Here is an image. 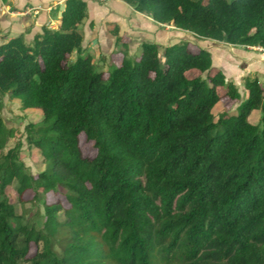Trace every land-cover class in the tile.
Wrapping results in <instances>:
<instances>
[{
	"label": "trees",
	"instance_id": "trees-1",
	"mask_svg": "<svg viewBox=\"0 0 264 264\" xmlns=\"http://www.w3.org/2000/svg\"><path fill=\"white\" fill-rule=\"evenodd\" d=\"M122 1L199 39L264 49V0ZM87 17L85 0H67L58 29L0 44V108L8 94L42 111L26 139L45 164L33 174L21 141L6 149L16 133L0 110V264H264L259 78L246 76L237 112L217 119L219 87L242 95L222 70L188 76L213 69L208 49L146 41L105 78L84 46ZM12 186L21 203L28 191L43 203L40 222L23 221ZM60 187L68 206L45 198Z\"/></svg>",
	"mask_w": 264,
	"mask_h": 264
},
{
	"label": "crops",
	"instance_id": "crops-1",
	"mask_svg": "<svg viewBox=\"0 0 264 264\" xmlns=\"http://www.w3.org/2000/svg\"><path fill=\"white\" fill-rule=\"evenodd\" d=\"M66 1L0 0V44L19 35H23L25 41L31 44L35 36L43 32L45 26L58 29ZM85 1L88 6V17L81 24L80 30L84 35V46L93 55L99 71L104 72L101 66L105 64L108 67L109 60L115 55H121L116 63L122 62V52L119 50L115 52L116 48L129 49L133 56L143 42L151 41L167 46L176 43L173 40L178 38V34H183L174 24L158 23L122 0ZM35 6L42 9L36 13L22 14L27 7ZM115 25L119 27L122 37L120 42H117V36L112 31ZM97 52L100 53L99 58L103 65L96 63L97 58L94 54H99Z\"/></svg>",
	"mask_w": 264,
	"mask_h": 264
},
{
	"label": "rangeland",
	"instance_id": "rangeland-1",
	"mask_svg": "<svg viewBox=\"0 0 264 264\" xmlns=\"http://www.w3.org/2000/svg\"><path fill=\"white\" fill-rule=\"evenodd\" d=\"M204 1L207 2L208 0ZM179 31H181L183 34H178V38L174 39V42L177 43L183 40L190 41L192 44L190 45L192 50L195 51L198 50L199 47H202L208 49L212 53L213 57V69L211 71L200 73L198 72V70H192L187 73L189 77L200 74L203 77H207L208 75H214L218 70H222L225 73L227 79L235 81V83L239 86V90L242 95V98L239 100H233L229 96H227L224 87L218 88L221 99L213 110L217 119L219 118L220 114H234L237 112L239 104L246 98L244 82V78L246 76L252 75L258 77L261 84L264 86V49L258 47L248 48L238 45H232L213 39H199L198 37L185 30ZM118 50L124 51V49L116 48L115 52ZM161 54H163L162 48ZM99 55L100 53L94 54V56L97 58L96 63H98V65H103V62L99 58ZM134 56L137 58L140 57V48L136 55H133V57ZM120 57L121 55H115L113 59L111 58L109 60L108 67L105 66V64V67L101 66L102 70L104 71L105 78H108L110 72L116 66H119L121 64L116 63V61H119L117 60V58L120 59ZM2 101L3 104L0 108L2 117L4 118L8 128L14 129L16 133L15 138L9 140L6 149L14 146L17 141H21L23 144L21 149L22 160L25 162L26 166L33 174L41 172L45 168L43 156L41 154V151L37 147L29 146V143L26 139V126L31 122L39 121L42 117V111L39 109H24L18 99L12 98L8 94H6L2 98ZM260 118V109L254 110L250 116V120L253 123L260 124V126L262 127ZM81 147L85 155L93 156L95 154V150L92 144L87 142L84 135L81 136ZM34 195L35 194L33 191H28L24 195V200L26 201V203L23 204L19 201V195L14 186L10 187L8 190V196L11 202L17 204L18 212L22 215L23 221L34 220L40 222L43 219V203L30 202L34 200ZM45 198L49 203L61 201L65 206H68L65 190L62 187H60L58 191L47 193Z\"/></svg>",
	"mask_w": 264,
	"mask_h": 264
},
{
	"label": "built area",
	"instance_id": "built-area-1",
	"mask_svg": "<svg viewBox=\"0 0 264 264\" xmlns=\"http://www.w3.org/2000/svg\"><path fill=\"white\" fill-rule=\"evenodd\" d=\"M40 9H42V7H38V6H35V7H27L26 9H24L23 11H22V14H31V13H36V12H38ZM52 27V26H51ZM50 27V28H51ZM52 29H53V27H52Z\"/></svg>",
	"mask_w": 264,
	"mask_h": 264
},
{
	"label": "water",
	"instance_id": "water-1",
	"mask_svg": "<svg viewBox=\"0 0 264 264\" xmlns=\"http://www.w3.org/2000/svg\"><path fill=\"white\" fill-rule=\"evenodd\" d=\"M65 6H66V4H64L63 11H64V9H65Z\"/></svg>",
	"mask_w": 264,
	"mask_h": 264
},
{
	"label": "clouds",
	"instance_id": "clouds-1",
	"mask_svg": "<svg viewBox=\"0 0 264 264\" xmlns=\"http://www.w3.org/2000/svg\"><path fill=\"white\" fill-rule=\"evenodd\" d=\"M261 48V47H260Z\"/></svg>",
	"mask_w": 264,
	"mask_h": 264
}]
</instances>
